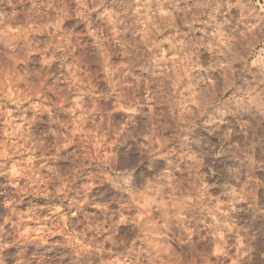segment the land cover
<instances>
[{
	"label": "clouds",
	"instance_id": "obj_1",
	"mask_svg": "<svg viewBox=\"0 0 264 264\" xmlns=\"http://www.w3.org/2000/svg\"><path fill=\"white\" fill-rule=\"evenodd\" d=\"M0 264H264V0H0Z\"/></svg>",
	"mask_w": 264,
	"mask_h": 264
}]
</instances>
